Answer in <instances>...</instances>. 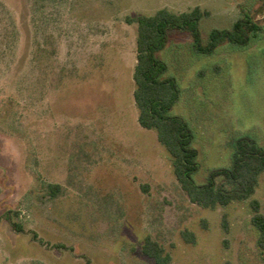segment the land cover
Masks as SVG:
<instances>
[{"label":"rangeland","instance_id":"1","mask_svg":"<svg viewBox=\"0 0 264 264\" xmlns=\"http://www.w3.org/2000/svg\"><path fill=\"white\" fill-rule=\"evenodd\" d=\"M195 7L204 42L243 11L264 24V0H0V264H156L147 236L168 264H264L251 222L264 173L250 200L202 208L138 123L129 19ZM262 41L264 29L246 49L207 56L177 33L158 53L181 88L171 114L193 130L198 185L230 165L235 138L264 146Z\"/></svg>","mask_w":264,"mask_h":264},{"label":"trees","instance_id":"2","mask_svg":"<svg viewBox=\"0 0 264 264\" xmlns=\"http://www.w3.org/2000/svg\"><path fill=\"white\" fill-rule=\"evenodd\" d=\"M203 17L202 9L195 7L182 13L163 8L153 15L129 19L130 23L137 24L138 29L133 73L134 101L139 125L156 132L159 143L171 157L173 173L190 201L205 209H216L253 197L260 176L264 173V146L251 135L235 138L230 165L212 170L206 183L198 185L193 179L200 167L199 151L193 146V130L183 118L171 114L180 99L181 88L177 79L168 75L169 67L158 53L169 45L172 35L177 33L190 36L192 51L198 55H212L224 45L236 50L246 49L258 39L264 24L254 15L243 11L230 29H214L208 42H204L200 29ZM260 44L264 45V41ZM49 188L53 196L60 190V186L54 184ZM251 205V222L258 231L257 245L264 253V213L256 200ZM3 217L14 230L24 232L23 226L12 221L11 211H7ZM142 251L156 264L171 261L164 248L150 236L146 237Z\"/></svg>","mask_w":264,"mask_h":264}]
</instances>
